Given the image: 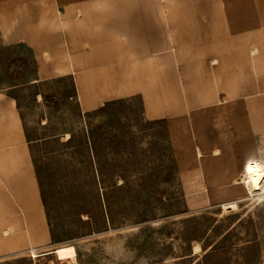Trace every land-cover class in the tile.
Listing matches in <instances>:
<instances>
[{"label": "rangeland", "instance_id": "374dc122", "mask_svg": "<svg viewBox=\"0 0 264 264\" xmlns=\"http://www.w3.org/2000/svg\"><path fill=\"white\" fill-rule=\"evenodd\" d=\"M232 40L213 64L189 67L186 88L219 93L205 98L210 105H258L254 116L264 117V29ZM6 59L1 50L0 86L21 71L33 76L32 61ZM12 93L33 141L50 240L0 248V264H264V194L240 184L233 193L185 192L212 180L195 167L213 155V130L169 132L145 118L139 97L84 113L68 99L67 77ZM228 202L238 208L225 209Z\"/></svg>", "mask_w": 264, "mask_h": 264}, {"label": "crops", "instance_id": "0c3cea01", "mask_svg": "<svg viewBox=\"0 0 264 264\" xmlns=\"http://www.w3.org/2000/svg\"><path fill=\"white\" fill-rule=\"evenodd\" d=\"M262 29L264 0H0L6 65L35 66L30 78L21 71L10 76L16 83L0 86V248L26 251L29 241L50 240L33 141L12 91L52 79H70L68 99L84 113L139 97L145 118L164 121L169 132L213 130V155L195 167L212 180L185 192L233 193L240 184L249 193L242 179L254 169L264 178L259 106L206 104L219 93L190 92L186 81L189 67L213 64L235 48L232 38Z\"/></svg>", "mask_w": 264, "mask_h": 264}, {"label": "bare ground", "instance_id": "6f19581e", "mask_svg": "<svg viewBox=\"0 0 264 264\" xmlns=\"http://www.w3.org/2000/svg\"><path fill=\"white\" fill-rule=\"evenodd\" d=\"M263 174L259 169L252 170L246 177L242 179L246 189L249 191L250 195L262 193V182H263ZM225 209H233L236 210L238 205L236 202H230L223 204ZM195 248V247H194ZM198 248H195V250ZM199 250V249H198Z\"/></svg>", "mask_w": 264, "mask_h": 264}, {"label": "snow or ice", "instance_id": "6c2138e0", "mask_svg": "<svg viewBox=\"0 0 264 264\" xmlns=\"http://www.w3.org/2000/svg\"><path fill=\"white\" fill-rule=\"evenodd\" d=\"M249 170H251V169H249Z\"/></svg>", "mask_w": 264, "mask_h": 264}]
</instances>
